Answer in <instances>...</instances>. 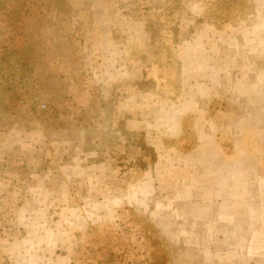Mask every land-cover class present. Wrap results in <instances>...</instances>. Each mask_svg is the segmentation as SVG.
Returning <instances> with one entry per match:
<instances>
[{
	"label": "rangeland",
	"instance_id": "1",
	"mask_svg": "<svg viewBox=\"0 0 264 264\" xmlns=\"http://www.w3.org/2000/svg\"><path fill=\"white\" fill-rule=\"evenodd\" d=\"M0 264H264V0H0Z\"/></svg>",
	"mask_w": 264,
	"mask_h": 264
},
{
	"label": "built area",
	"instance_id": "2",
	"mask_svg": "<svg viewBox=\"0 0 264 264\" xmlns=\"http://www.w3.org/2000/svg\"><path fill=\"white\" fill-rule=\"evenodd\" d=\"M5 77H6L5 79H6L7 86L11 87V89L13 90V93L16 96H18V92H20L21 87L23 88L25 86V83L26 84L29 83V89L27 90L28 93H30L32 89H35L37 87L34 81L31 83L30 81L32 80L23 77L18 67L11 68ZM36 109L43 110L44 105L39 104L38 106H36Z\"/></svg>",
	"mask_w": 264,
	"mask_h": 264
}]
</instances>
